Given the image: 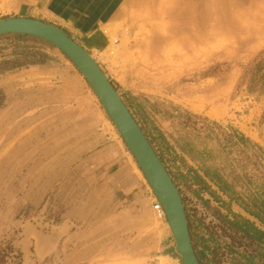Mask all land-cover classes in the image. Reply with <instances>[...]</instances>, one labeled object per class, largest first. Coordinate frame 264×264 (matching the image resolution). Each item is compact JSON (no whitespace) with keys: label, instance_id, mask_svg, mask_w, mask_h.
<instances>
[{"label":"rangeland","instance_id":"rangeland-1","mask_svg":"<svg viewBox=\"0 0 264 264\" xmlns=\"http://www.w3.org/2000/svg\"><path fill=\"white\" fill-rule=\"evenodd\" d=\"M43 16L92 56L151 142L182 196L196 256V245L203 249L211 238L218 250L204 251L208 264H229L232 253L225 243L234 250L245 238L226 223L218 201L210 204L206 194L213 190L203 177H213L221 187L230 181L233 198L252 211L255 204L264 205V82L259 80L264 72V0H49ZM3 44L0 71L9 66L7 61L2 64L3 57L23 62L32 53L44 63L57 60L74 66L44 41L30 38L23 45ZM110 123L143 185L136 208L127 211L133 219L147 214L152 224L171 235L166 220L154 217L151 203L156 197ZM34 134L27 146H18L14 163L11 153L0 152V180H10L5 197L0 190V264H181L179 256V261L155 258L159 254L152 251L149 234L141 240L146 249L124 254L117 245L135 246L142 234H129V229L105 234L97 224L73 234L88 247L66 243L80 227L78 220L89 216L84 222L90 226L94 221L89 211L83 217L73 215L70 199L75 180H88L86 189H90L93 175L88 168L69 169V175L63 176L67 193L59 194L58 184L50 185L46 202H39L44 186L30 188V181L42 180L43 174L60 180L54 163L64 153L52 150L49 132ZM70 156L66 154V162L61 163L73 161ZM28 189L35 194L32 208H27ZM10 193L16 198L11 199ZM116 193L110 196L120 202ZM40 203L43 206L38 208ZM243 251L254 254L250 248ZM138 253L144 256L138 258Z\"/></svg>","mask_w":264,"mask_h":264},{"label":"crops","instance_id":"crops-1","mask_svg":"<svg viewBox=\"0 0 264 264\" xmlns=\"http://www.w3.org/2000/svg\"><path fill=\"white\" fill-rule=\"evenodd\" d=\"M48 1L0 0V19L29 17L44 21L43 15L46 13ZM23 36L27 35H3L0 36V43L4 42L3 45L5 46L16 43L23 45V41L30 39ZM25 49L31 48L25 46ZM13 57L2 58L4 62L9 63V66L0 71V93L2 96L0 101L1 155L11 153V161L14 163L18 146L23 145V143V146H27L29 139L35 137V131L37 134L43 133L44 135L50 133V143L54 147L52 150L58 149L59 153H64V155H59V160L54 163L55 166L58 165L55 168L60 169L58 172L60 180H56V178L58 179L56 176L49 180V176L43 174L42 180L30 181L29 186L31 184L37 186L43 184V192L39 194L41 197L39 202L42 204L47 200L46 195L50 191V185L58 184L59 194L61 192L67 193L66 180L64 179L69 175V169L83 170L88 168L94 176H91L89 180L90 189H86L88 180H75L76 188L74 195L70 198L74 200L75 213L73 215L83 217L89 211L94 216L92 226L90 223L85 225L84 222L89 216L84 221L78 220L80 227L71 232L65 242L71 244L70 242L73 243L74 241L73 247L75 248L88 247L77 235L73 234L83 233L84 230L92 229L97 224L104 228L101 233L105 234L125 232L129 229L131 230L129 234L137 232L140 235L142 232L141 236L144 237L141 238L140 236L135 246L117 245L124 250L123 253L127 256L131 249H140L141 247L146 249V245H141V240L149 234L150 239L153 240L151 249L155 251V254H159L155 255V258L179 261L173 238L165 229L152 224V219L147 214H139L138 218L133 219L132 213L127 211V209L130 211L132 208H136L137 195L143 190L142 180L137 174V167L131 158L125 154L122 142L115 139L114 129L105 111L81 74L74 66L65 62L57 63V60H47L45 63L26 64L13 68L12 62L15 60ZM50 77L55 79L53 84H49L51 80H45ZM35 79L38 80L35 81ZM66 154L71 155L70 159L73 160L67 165L61 163L66 162ZM61 174L62 178H60ZM63 176L65 177L63 178ZM203 180L213 190L206 194V198L210 199V204H217L214 201H218L223 207L226 223L245 238V242H241L240 247L234 248V250H232L231 245L224 244L232 253L228 255V263L264 264V223L252 215L250 206L238 203L233 198V194L229 191L231 188L230 181L227 180L225 186L221 187L214 181L213 177L207 174ZM9 181L0 180V184L4 186V188H0L2 197H5V192L8 189L6 185H9ZM14 181L11 180V184ZM83 181H86L84 185H82ZM68 189L71 190L72 188L69 187ZM114 192L122 197L120 202L110 196ZM12 193L9 194L12 195L11 199L16 198L17 195ZM34 198L35 194L28 189L27 208H32ZM64 201H66L65 195ZM90 201L94 204H91ZM41 203L37 206L38 208L43 206ZM59 216L63 217L66 214L59 213ZM142 223L143 228H139ZM115 226L122 227V229H116ZM255 230L262 232V237L257 236L254 233ZM29 231L35 233L37 230L29 228ZM245 231H248L250 235L255 234V239H248L243 234ZM209 239L202 245L203 249L197 248L196 245L197 255L199 259L204 260L203 264H208L205 258V250L213 248L218 250V244L211 238ZM115 240L120 239H112L110 247H115ZM65 245L67 246V244ZM243 248H250L254 254L243 251ZM138 254V258L144 256Z\"/></svg>","mask_w":264,"mask_h":264},{"label":"water","instance_id":"water-1","mask_svg":"<svg viewBox=\"0 0 264 264\" xmlns=\"http://www.w3.org/2000/svg\"><path fill=\"white\" fill-rule=\"evenodd\" d=\"M27 35L59 50L77 69L100 102L161 204L181 264H200L190 237L182 196L121 95L92 56L58 27L29 17L0 19V36Z\"/></svg>","mask_w":264,"mask_h":264},{"label":"trees","instance_id":"trees-1","mask_svg":"<svg viewBox=\"0 0 264 264\" xmlns=\"http://www.w3.org/2000/svg\"><path fill=\"white\" fill-rule=\"evenodd\" d=\"M25 38H34V37H30V36H23ZM36 41H40L42 42V40L40 39H37V38H34ZM46 43V42H45ZM48 44V43H47ZM49 47H53L51 46L50 44H48ZM25 60H23V62H18V59L14 60V62H12V67H21L23 65H26V64H29V65H36V64H40V63H43L42 61V58L41 60L38 59V55L37 53H32L31 55H27L25 56ZM2 64L6 65L7 62H3ZM260 81H263L264 82V72L262 73V75L260 76L259 78ZM240 140L241 141H244L243 140V137H240ZM151 143V142H150ZM217 177V176H216ZM218 178V177H217ZM218 180H221L220 178H218ZM256 207V210L255 211H252L250 210V212L252 213V215H254V217H256L260 222L264 223V208L262 206H264L262 203H259V204H255L254 205ZM186 216H187V220H188V227H189V232H190V237H191V241H192V244H193V247H194V250H195V241H194V237H193V231H192V227H191V222L189 221V217L186 213ZM254 233L257 235V236H261L262 237V232L258 231V230H255ZM243 234L245 236H247L248 239L250 240H254L255 239V234L254 235H250V233L248 231H245L243 232ZM198 258V257H197ZM199 260V258H198Z\"/></svg>","mask_w":264,"mask_h":264},{"label":"built area","instance_id":"built-area-1","mask_svg":"<svg viewBox=\"0 0 264 264\" xmlns=\"http://www.w3.org/2000/svg\"><path fill=\"white\" fill-rule=\"evenodd\" d=\"M151 211L157 220L159 221L165 220V214L163 208L156 198H154L151 203Z\"/></svg>","mask_w":264,"mask_h":264},{"label":"bare ground","instance_id":"bare-ground-1","mask_svg":"<svg viewBox=\"0 0 264 264\" xmlns=\"http://www.w3.org/2000/svg\"><path fill=\"white\" fill-rule=\"evenodd\" d=\"M140 174V172H138Z\"/></svg>","mask_w":264,"mask_h":264}]
</instances>
